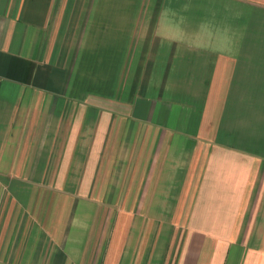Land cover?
Wrapping results in <instances>:
<instances>
[{"label":"crops","instance_id":"crops-1","mask_svg":"<svg viewBox=\"0 0 264 264\" xmlns=\"http://www.w3.org/2000/svg\"><path fill=\"white\" fill-rule=\"evenodd\" d=\"M0 264H264V0H0Z\"/></svg>","mask_w":264,"mask_h":264}]
</instances>
